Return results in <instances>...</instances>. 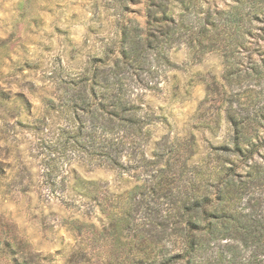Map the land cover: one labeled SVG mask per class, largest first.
I'll list each match as a JSON object with an SVG mask.
<instances>
[{
	"label": "trees",
	"instance_id": "obj_1",
	"mask_svg": "<svg viewBox=\"0 0 264 264\" xmlns=\"http://www.w3.org/2000/svg\"><path fill=\"white\" fill-rule=\"evenodd\" d=\"M130 4L144 7L143 25L126 17ZM114 7L120 34L112 58L94 56L75 75L63 66L52 69V89L32 120L20 109L29 104L23 93L11 101L10 92L0 90V142L10 127L42 131L48 119L65 120L52 141L61 164L47 167L41 182L46 199L71 208L77 193L106 215L102 227L79 217L67 220L71 229L81 234L88 226L102 240L96 264H259L264 217L242 205L240 168L264 128V0H117ZM181 44L195 60L210 52L224 58L223 80L213 77L207 90L216 110L211 127L220 126L223 114L229 139L222 152L156 169L159 154L147 153L153 115L134 95L127 72L137 63L173 66L170 50ZM76 158L137 173V181L116 191L74 168L69 180L65 170ZM8 159L0 144V175ZM151 170L150 177L141 175ZM18 175L23 192L40 180L32 168ZM83 256L88 259L87 252Z\"/></svg>",
	"mask_w": 264,
	"mask_h": 264
},
{
	"label": "rangeland",
	"instance_id": "obj_2",
	"mask_svg": "<svg viewBox=\"0 0 264 264\" xmlns=\"http://www.w3.org/2000/svg\"><path fill=\"white\" fill-rule=\"evenodd\" d=\"M208 1L224 5L230 0ZM116 3L117 0H0V90L10 92L11 101L17 93L26 96L28 106H20L23 115L32 120L43 111L42 99L52 89V69L63 66L75 75L94 56L109 54L112 58L120 34ZM125 13L127 18L144 24L142 5L130 4ZM170 57L174 65L167 69L156 63H137L127 72L128 81L136 87L134 95L153 115L147 153L151 158L159 154L156 169L163 170L170 162L177 169L189 157L190 162L208 152H222L220 148L229 139L223 114L220 126L211 127L216 126V118H212L216 110L207 90L213 77L223 80L222 55L210 52L195 60L181 44L170 50ZM48 123L42 131L10 127L0 142L9 157L0 175V264L97 262L102 240L88 226L81 234L71 229L67 220L69 216L79 217L102 227L107 222L106 215L77 193L76 206L71 208L59 199H46L41 179L47 167L60 161L53 139L60 132L58 125L66 122L54 118ZM259 133L261 140L254 153L242 157L240 170L246 186L242 205L246 211L254 210L264 217V128ZM24 168H32L40 178L31 184L30 192L20 190L18 173ZM72 168L116 191L137 181V173L122 174L116 168L90 165L78 158L65 170L69 180L74 177ZM151 173L152 170L141 175L150 177ZM85 252L89 260L83 256ZM260 259L259 264H264V255Z\"/></svg>",
	"mask_w": 264,
	"mask_h": 264
}]
</instances>
